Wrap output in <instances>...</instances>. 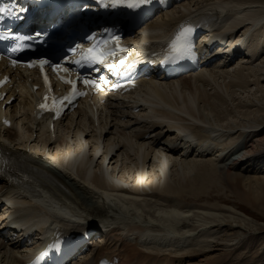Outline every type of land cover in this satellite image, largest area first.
<instances>
[{
  "label": "bare ground",
  "instance_id": "1",
  "mask_svg": "<svg viewBox=\"0 0 264 264\" xmlns=\"http://www.w3.org/2000/svg\"><path fill=\"white\" fill-rule=\"evenodd\" d=\"M180 8L187 15H219L226 25H235L240 13L244 20H255L251 26L264 41V0H187L155 24L168 26L176 21ZM238 64L229 71L214 64L194 77L152 86L151 118L142 116V111L134 114L136 104L130 98L120 111L112 105L102 107L96 99L91 105L82 103L66 123L57 126L55 138L34 121L30 97L20 89L6 114L12 128H0V150L14 158L13 171L23 170L15 176L18 187L0 189V264H23L31 251L20 250L19 242L12 247L5 244L4 240L13 236L5 238L3 234L10 231L9 217L17 228L23 227L18 238L26 228L37 231L41 238L54 228L75 235L84 224L95 226L105 219L101 222L110 230L102 245L93 248V261L117 256L120 264H142V260L174 264V259L186 264L185 260L200 256L198 263L202 264H264V224L250 218L243 206L237 204L236 211L216 204L191 208L179 206L177 201L204 198L210 195L212 185L222 184L230 186L237 201L264 213V137L257 135L264 130V116L250 120L264 108L233 110L249 119L247 125L238 122L240 127L256 129L239 133L247 138L240 143L243 151L238 159L229 150L237 140L231 132L236 126L230 123L224 127V118H220L222 106L234 101L236 95L243 94L248 101L253 90H264V50ZM172 124L187 126L203 144L199 152L206 151V146L215 148L202 156H178L165 146L167 141L154 140L160 127L166 128L160 134L167 133L174 129ZM251 133L257 136L248 135ZM181 136L190 138V134ZM183 150L187 153L189 147ZM225 150L229 156L220 159ZM241 160H245L243 164ZM64 210L70 211L72 219L60 215ZM221 236L231 245L220 242ZM40 241L33 248H38ZM241 249L244 252L235 255ZM243 254H250L248 263L232 260L234 256L243 258ZM90 257L80 264H91Z\"/></svg>",
  "mask_w": 264,
  "mask_h": 264
},
{
  "label": "snow or ice",
  "instance_id": "2",
  "mask_svg": "<svg viewBox=\"0 0 264 264\" xmlns=\"http://www.w3.org/2000/svg\"><path fill=\"white\" fill-rule=\"evenodd\" d=\"M151 3V0H109V5L106 6H111V7H117L120 5L126 6L129 9H138L141 6L145 4ZM9 10L6 8H0V15L8 12ZM191 34H192V29L191 28H182L175 36V38L171 41L169 45L168 52L165 54L164 57V63H175L180 59H183L185 55L189 54L191 49H192V42H191ZM39 35V33L37 34ZM17 41L25 40V39H31V37H22L18 36L15 37ZM89 39H92V37H89ZM119 37L114 36L112 37V43L113 47L112 49H109L108 47V41L105 40L103 45H94L93 47H90L86 50H84L81 54V60L91 63V64H105L107 62V59L111 56L116 55L115 49H120L121 46L119 45ZM20 47L19 44H17V47L13 48L12 51L15 52L18 50ZM79 47V46H77ZM73 52L76 51V49H72ZM13 65L17 63V61L13 60L12 61ZM50 62L46 59H41L38 61H33L29 63L27 66L28 67H34L37 64H39L41 72L43 73L44 66L46 64H49ZM77 63H80V61H77ZM122 64L123 61H120ZM52 69L54 72L60 71V72H67L66 68L61 67L59 64H52ZM111 68L112 65H109ZM63 80V77H61ZM64 83H68L72 85V90L65 95L62 98H58L56 96H49L47 93L50 91V86H49V80L48 77H44V84L46 88V93L43 97V102L38 103V108L48 111V112H53L55 116H59L61 111L63 110V105L65 102L71 103L73 99H75L79 95H84L85 93L78 92L76 89V83L77 81H72V80H63ZM83 83L88 86L91 85L93 88H99V85L96 84L95 81H89L85 79ZM51 101V104L47 103V101Z\"/></svg>",
  "mask_w": 264,
  "mask_h": 264
},
{
  "label": "rangeland",
  "instance_id": "3",
  "mask_svg": "<svg viewBox=\"0 0 264 264\" xmlns=\"http://www.w3.org/2000/svg\"><path fill=\"white\" fill-rule=\"evenodd\" d=\"M252 77H250L249 79H248V81H250V79H251ZM264 87V86H263ZM262 87V88H263ZM255 91L253 90L252 91V93H250L247 97V100L248 101H246V99H245V96L243 95V94H241V95H236L237 97H235L234 99V101H232V102H229V104H227V105H224V106H222V109L224 110H220V114H222V115H220V118H224L223 120H224V122L223 123H221L224 127H227V125L229 124L230 125V123L231 124H233V125H235L236 126V129L234 128L233 130H231L233 133H234V131L236 132H238V133H236V134H234V136L233 137H237V136H239L240 134L239 133H241V131L240 130H238V129H240L241 127H240V125L242 124H247V122H248V118H246V117H242L240 114H235L234 113V111L233 110H235V111H237V112H241V111H248V112H256L257 110H258V107L259 108H264V97H263V92H264V90L263 89H261V91H259V92H257V93H254ZM261 92V93H260ZM252 94V95H251ZM260 94H262V95H260ZM243 95V96H242ZM256 97H255V96ZM251 98H250V97ZM241 97V101L239 100V98ZM255 97V98H254ZM244 99V100H243ZM258 99V100H257ZM260 100V101H259ZM255 101V102H254ZM241 102V103H240ZM252 102V103H251ZM234 105H232V104ZM237 103V104H236ZM259 103H263V104H259ZM241 104H242V106H241ZM249 107H247L246 105ZM228 105H229V107H228ZM250 105V106H249ZM261 107H260V106ZM263 105V106H262ZM243 107L244 106V108H240V107ZM227 107V108H226ZM232 107H233V109H232ZM253 107V108H252ZM227 109V110H226ZM230 109H232V110H230ZM242 109V110H241ZM241 110V111H240ZM230 112H232V114H230ZM225 113V114H224ZM233 114H235L234 116H233ZM225 115H228V118H227V116H224ZM264 116V112H259V113H257V114H253V115H251L250 116V120L251 121H253V120H256V119H262V117ZM235 120H234V119ZM246 118V119H245ZM228 123H227V122ZM247 121V122H246ZM226 122V123H225ZM238 122H240V123H238ZM240 124V125H239ZM260 133H262V136H261V134ZM256 134V133H255ZM255 134H253V133H251V134H248V135H252V136H257V135H259L260 134V136L261 137H264V132H262V130H261V132H258V134L257 135H255ZM245 136V135H244ZM244 136L241 138V139H237L236 140V144H235V146L233 145L232 146V152L233 153H236L235 154V156L236 157H240V154H241V152H239L240 150L241 151H243L242 150V148L241 147H239V146H237L242 140H243V138H244ZM258 140V139H257ZM256 140V141H257ZM255 141V142H256ZM237 151V152H236ZM239 152V153H238ZM238 155V156H237ZM243 164V163H242ZM209 194L210 195H208V196H204V198H200V199H197V200H195V199H193V198H180L179 200H177L179 203V206H188V207H197L198 205V207L199 208H201V206H204V207H208V205H209V207L211 206V207H215V204L217 205V206H220V207H223V208H227V209H234V211H236L237 209H238V207H237V204H239V205H241V206H243L247 211H248V213H249V217L250 218H252L255 222H257V224H264V213H261L260 211H258V210H255V209H253V208H251V207H248L247 206V204L245 203V204H243L242 202H240V201H237L236 200V198L234 197V195H233V193H234V191L230 188V186L228 185V186H225V185H222V184H217V185H212L211 186V188H209ZM218 191V192H217ZM213 192V193H212ZM221 195V196H220ZM183 199H186V200H183ZM225 199V200H224ZM180 200H183V201H180ZM191 200V201H190ZM200 200V201H199ZM228 200V201H227ZM217 201V202H216ZM220 201V202H219ZM183 202H185V203H188V204H182ZM215 202V203H214ZM231 202V203H230ZM209 203V204H208ZM198 204V205H197ZM207 204V205H206ZM236 204V205H235ZM195 205V206H194ZM206 205V206H205ZM244 205H246V206H244ZM210 207V208H211ZM157 207H155L154 209H156ZM235 208H237V209H235ZM146 210H147V208H146ZM151 209L149 208L148 210H147V212H149ZM147 214V213H146ZM145 214V215H146ZM144 215V216H145ZM191 224V223H190ZM192 225V224H191ZM224 231V230H223ZM221 235H223V233L221 234ZM222 237L223 236H221V238H220V242H222V243H228L229 242V245H231V241L229 240H227V241H225L224 239H222ZM242 252H244V250L243 249H241V250H238L236 253H235V255H238V254H241ZM213 254V253H212ZM212 254H210V255H212ZM221 254V253H220ZM220 254H214V256H219ZM240 256H244L243 258H241V257H239L238 258V256H234L233 258H232V260L233 261H235V262H239V263H248V261H249V259H250V254H243V255H240ZM191 259L192 258H190V261H191ZM204 259V258H203ZM201 260V257H198V258H195V259H193L191 262H190V264H202V263H198L199 261ZM205 260H209L208 258L207 259H205ZM237 260V261H236ZM235 262H233V263H235ZM222 264V263H221Z\"/></svg>",
  "mask_w": 264,
  "mask_h": 264
}]
</instances>
